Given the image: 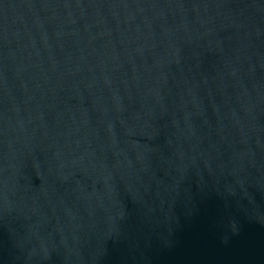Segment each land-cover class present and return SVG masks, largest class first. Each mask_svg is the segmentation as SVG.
Wrapping results in <instances>:
<instances>
[{
    "label": "water",
    "instance_id": "1",
    "mask_svg": "<svg viewBox=\"0 0 264 264\" xmlns=\"http://www.w3.org/2000/svg\"><path fill=\"white\" fill-rule=\"evenodd\" d=\"M0 264H264V0H0Z\"/></svg>",
    "mask_w": 264,
    "mask_h": 264
}]
</instances>
